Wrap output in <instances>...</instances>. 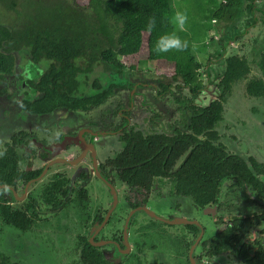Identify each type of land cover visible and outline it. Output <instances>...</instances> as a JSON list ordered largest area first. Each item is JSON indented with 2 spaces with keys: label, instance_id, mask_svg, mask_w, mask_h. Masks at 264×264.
<instances>
[{
  "label": "flooded vegetation",
  "instance_id": "obj_1",
  "mask_svg": "<svg viewBox=\"0 0 264 264\" xmlns=\"http://www.w3.org/2000/svg\"><path fill=\"white\" fill-rule=\"evenodd\" d=\"M31 26L37 25L23 23L19 32L28 28L29 33H24L23 39L5 41L0 48L6 59H12L10 66L4 64L0 70V207L24 225L16 231L3 223L0 213L4 230L0 237L10 240L7 244L16 249L12 256L20 264L25 262L24 251L40 250L39 244L56 260L60 254L67 256L59 264H245L242 253L255 259L264 252V233L254 226L252 216L234 231V216L247 217L259 208L253 195L245 198L256 209L232 215L225 211L231 203L221 201V190L215 202L201 207L177 193L166 177L154 176L148 184L141 181L134 185L122 177L124 130L157 131L154 115L163 118L167 107L157 102L155 108L153 98L165 100L168 96L173 101L171 93L180 92V88L173 86L161 97L152 71L109 65L97 50L87 71L83 66L74 78L65 75L57 83L53 66L59 61L53 56V26H40L50 32L51 39L38 41L29 39ZM60 60L64 62L65 57ZM106 91L107 96L96 103L84 101L90 95L100 98ZM216 92L205 90L208 100L201 104L200 95L195 106L207 105ZM106 101L109 103L103 107ZM175 108L179 118L193 110L182 112L178 104ZM134 111L145 114L137 121ZM184 157H178L170 169L174 171ZM97 173L113 186L116 198ZM235 188L239 190V186ZM153 203L156 207L161 204L158 209L163 211L154 210ZM222 204L226 209L220 211ZM144 209L171 220L188 215L187 219L200 226L161 222ZM206 209L210 221L201 216ZM156 222L163 223L165 229L154 236L152 223ZM165 237L181 241L179 247L169 252L158 249L159 240L165 241ZM224 241L223 245L229 246L230 241L233 245L217 250ZM234 245L241 246L238 252L232 251Z\"/></svg>",
  "mask_w": 264,
  "mask_h": 264
},
{
  "label": "trees",
  "instance_id": "obj_2",
  "mask_svg": "<svg viewBox=\"0 0 264 264\" xmlns=\"http://www.w3.org/2000/svg\"><path fill=\"white\" fill-rule=\"evenodd\" d=\"M0 1L11 9L16 4L15 0ZM213 5L212 2L209 17L215 21L236 20L244 12L248 15L241 32H225L216 41L211 37L212 42L225 46L229 42L238 41L257 25L264 27V0H223L219 1V4L216 1L217 7ZM36 6L41 4L36 3ZM43 7L46 9L45 12L36 16V25L39 27H30L32 31L29 39L50 40V32L40 26L49 28L53 26V56L59 61L57 67L53 66L57 83L63 80L65 75L74 78L75 74L81 72L83 66L85 67L83 71H87L88 66H91L90 61L99 55L109 65L120 68L127 65L133 71L149 69L157 73L154 82L159 96H165L173 86L180 88V92L171 93L173 102L179 105L182 112L193 109L189 115L181 113L180 127L169 123L168 128L174 126L172 130L157 129L152 133L134 131L132 127L124 130L122 138L125 145L120 154L122 166L125 167L122 177L133 185L146 181L148 184L154 176L166 177L177 193L189 196L201 207L215 202L222 184L231 179L233 186H239V190L242 191L247 190V193L244 191L243 197L253 195L252 200L259 205V208L247 217L241 214L234 216V231L240 228L243 219L252 216L254 226H259L260 231L264 233V164L254 157L246 159L237 153L229 152L221 140L222 134L218 129V125L224 119L223 103L226 93L233 84L244 82L250 95L264 98V42L254 44V49L249 51L251 58L226 56L224 70L215 77L217 81L211 78L206 82L199 76L202 64L190 54L189 40L182 37L181 30L176 29L181 39L188 42L185 50L172 49L164 54H157L154 50L157 37L174 30V26L168 20L176 11L173 0H64L51 1ZM150 18H155L156 27L148 32L145 26ZM23 23L35 24L25 21ZM24 33H29V29L24 28L18 33L7 24L0 23V48L5 41L23 39ZM204 33L201 31L198 33L200 35L193 33L195 39L192 38V41L199 42V37ZM31 34L34 37H31ZM99 34L103 39L98 36ZM202 48L210 49V46L201 44L198 50ZM223 51L219 52L217 59L222 56ZM64 57L63 62L60 59ZM210 58L211 55L207 54L208 61L205 63L207 73L210 71ZM4 64L10 66L12 59H6L0 49V70L4 69ZM252 69L261 75L252 74L250 77ZM169 70L170 76L167 73ZM184 88L187 92L181 91ZM209 88L217 91L216 95L212 96L214 99L207 105L195 106L196 99ZM107 94L108 91L100 98L90 95L84 101L96 103ZM156 118L157 114L154 115L153 123H156ZM182 154H185L184 159L172 171L170 169L173 168L172 164ZM0 213L4 215V224L16 231L22 230L21 227L24 225H21L13 214L4 212L1 207ZM2 226L0 223V231L3 233ZM229 230L222 231L221 235ZM10 239L13 240V237ZM9 241L4 237L1 240L0 237V264H20L18 258L12 256L16 249L7 244ZM224 243L225 241L216 247L217 250L233 245L234 236L233 244L231 241L229 246L223 245ZM239 247L241 246L234 245L232 251L238 252ZM259 253L255 259L248 252L242 253L241 256L245 264H254L255 261V264H264L260 259L264 258V252ZM84 258L88 259L87 256ZM105 264L109 263L105 261Z\"/></svg>",
  "mask_w": 264,
  "mask_h": 264
},
{
  "label": "rangeland",
  "instance_id": "obj_3",
  "mask_svg": "<svg viewBox=\"0 0 264 264\" xmlns=\"http://www.w3.org/2000/svg\"><path fill=\"white\" fill-rule=\"evenodd\" d=\"M51 1L63 2L64 0H15L16 4L13 9L0 1V23L7 24L13 31L19 32V30L22 29L21 27L24 21L26 23H37L35 15L39 16L40 13L45 12L46 9L43 6L51 3ZM210 1L211 3L208 0H173V4L176 11L187 12L188 20L181 30L183 33L182 37H184L185 40H189L190 54H193L196 60L202 64L199 70L200 78L206 82L212 78L216 82L217 80L215 77L224 70V58L226 56L238 55L251 58L249 51L254 49V44L264 42V27L257 25L251 28L247 34L239 38L238 41L229 42L225 46L212 42L211 37L216 41L219 39L220 35H223L225 32H241L247 21L248 13L244 12L239 18L232 21H215L209 17L212 2L214 3L213 6L217 7L216 1L217 4H219V1L223 0ZM36 3L41 4V6H36ZM200 31L205 32L204 35L199 37V42H193L194 40L192 41V38H194V34L200 35L198 34ZM201 44L210 46V49L202 48L198 50ZM220 51H223V54L217 59ZM207 54L211 55L210 71L208 70V73L205 71V63L208 61ZM167 73L171 75L170 70ZM252 74L261 75L254 69H252V73L249 74L250 77ZM152 75H157V73L155 74L153 72ZM209 75L210 77L208 78ZM245 87L246 83L244 82L235 83L230 91L226 93L223 103L224 119L218 125V129L222 134L221 140L230 152L240 154L245 158L254 156L259 162L264 163V98L250 95ZM183 92H187V90L184 88ZM201 99V103H204L208 100V96L202 94ZM109 101H106L103 107H106ZM153 102L155 108L157 102L163 103L167 107V114H165L163 118L155 119V121L157 120L159 123L156 122L154 128L158 130H171V128H168L169 123L180 125L179 115L174 110L176 109L175 104L168 96L165 100H162L160 97L156 100L154 97ZM144 114L145 111H134L132 116L138 121ZM237 194H239L238 197ZM244 194V191L231 187L229 181H225L221 189V201H229V203H231V207H228L225 211L234 215L236 213H245L256 209V205L252 201L243 197ZM168 200H163V202L167 204ZM181 203L183 206L187 205V201L181 200ZM223 205L225 204H222L223 208H220V211L226 209ZM150 206L156 211H163L158 209L162 206L161 204H159V207H156L154 203L150 204ZM164 214L167 215L166 213ZM202 214L201 216H204L207 220V213L203 211ZM186 217L188 218V215ZM152 225L155 227L154 236L158 235L159 231L165 229L161 222L152 223ZM180 243L181 241L179 240L165 237V241L159 240L157 248L169 252L171 249L175 250L179 247ZM38 246L40 250H34L33 252L24 251L22 255L25 262L23 264H31V262L34 264H59V260L67 259V256H60L63 255L60 254L56 257L58 259L56 260L55 256L50 254L43 245L39 244ZM177 263L178 262H176V264Z\"/></svg>",
  "mask_w": 264,
  "mask_h": 264
},
{
  "label": "clouds",
  "instance_id": "obj_4",
  "mask_svg": "<svg viewBox=\"0 0 264 264\" xmlns=\"http://www.w3.org/2000/svg\"><path fill=\"white\" fill-rule=\"evenodd\" d=\"M169 23L174 26V30L167 32L163 35H159L154 42V50L157 54L168 53L170 50L183 51L188 47V42L182 40L177 34L176 29L182 30L188 20L186 11H175L169 18ZM156 27L155 18H150L145 28L148 32L153 31Z\"/></svg>",
  "mask_w": 264,
  "mask_h": 264
},
{
  "label": "water",
  "instance_id": "obj_5",
  "mask_svg": "<svg viewBox=\"0 0 264 264\" xmlns=\"http://www.w3.org/2000/svg\"><path fill=\"white\" fill-rule=\"evenodd\" d=\"M98 174V176L102 179V181L103 182H105L106 183V185L111 189V192H112V194L114 195V197H115V190H114V188H113V186L111 185V184H109V183H107V181L104 179V177L101 175V174H99V173H97ZM116 198V197H115ZM114 198V199H115ZM144 210H146V212L149 214V215H151V216H153L155 219H157L158 221H161V222H165V223H170V224H178V225H184V224H190V225H197V226H200V224L197 222V221H195V220H189V219H187L186 217H180V218H176V219H167V218H165V217H163V216H160V215H158V214H156V213H154V212H152V211H149V210H147V209H144ZM205 213H208V210L206 209L205 210ZM202 231V230H201ZM201 234H202V232H201ZM201 237V236H200ZM200 237H198L196 240H195V242H194V244H193V247H192V250L194 249V247H195V245H196V243L198 242V240H199V238Z\"/></svg>",
  "mask_w": 264,
  "mask_h": 264
}]
</instances>
